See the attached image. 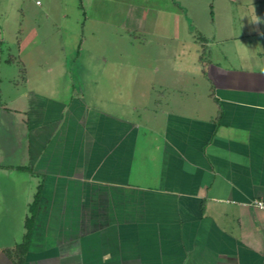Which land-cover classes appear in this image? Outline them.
<instances>
[{
    "label": "crops",
    "instance_id": "crops-1",
    "mask_svg": "<svg viewBox=\"0 0 264 264\" xmlns=\"http://www.w3.org/2000/svg\"><path fill=\"white\" fill-rule=\"evenodd\" d=\"M163 14L139 29L174 40ZM198 64L205 95L153 89L133 117L77 92L3 107L0 264H18L37 196L22 264H264V68Z\"/></svg>",
    "mask_w": 264,
    "mask_h": 264
},
{
    "label": "rangeland",
    "instance_id": "rangeland-1",
    "mask_svg": "<svg viewBox=\"0 0 264 264\" xmlns=\"http://www.w3.org/2000/svg\"><path fill=\"white\" fill-rule=\"evenodd\" d=\"M159 9L158 28L174 40L151 33L149 21L139 29L141 15ZM255 17L264 21V0H0V146L15 133L6 109H27L23 93L77 92L100 108L123 103L133 117L136 99L153 89L205 95L203 48L223 66L264 68V22Z\"/></svg>",
    "mask_w": 264,
    "mask_h": 264
},
{
    "label": "trees",
    "instance_id": "trees-1",
    "mask_svg": "<svg viewBox=\"0 0 264 264\" xmlns=\"http://www.w3.org/2000/svg\"><path fill=\"white\" fill-rule=\"evenodd\" d=\"M203 47H205L203 45ZM205 51H206V48H203V53L202 55L199 57V61L203 64V65H206L208 63H210V59H208L206 56H205ZM38 203V196L35 198L33 204L31 205V208H30V211H31V215L29 217V219H27L26 221V225H27V233L25 235V238H24V241L17 245L16 249L13 250L15 253H16V256H17V263L18 264H22V260H23V254L25 253L26 251V247H27V242H28V237H29V232H30V222L32 220V216H34V210H35V207Z\"/></svg>",
    "mask_w": 264,
    "mask_h": 264
},
{
    "label": "built area",
    "instance_id": "built-area-1",
    "mask_svg": "<svg viewBox=\"0 0 264 264\" xmlns=\"http://www.w3.org/2000/svg\"><path fill=\"white\" fill-rule=\"evenodd\" d=\"M253 205L258 209L264 210V201H256Z\"/></svg>",
    "mask_w": 264,
    "mask_h": 264
},
{
    "label": "clouds",
    "instance_id": "clouds-1",
    "mask_svg": "<svg viewBox=\"0 0 264 264\" xmlns=\"http://www.w3.org/2000/svg\"><path fill=\"white\" fill-rule=\"evenodd\" d=\"M254 19H255V22L257 24H260V23L264 22V21H261V18L260 17H255Z\"/></svg>",
    "mask_w": 264,
    "mask_h": 264
}]
</instances>
